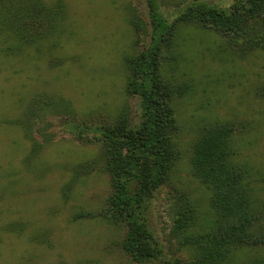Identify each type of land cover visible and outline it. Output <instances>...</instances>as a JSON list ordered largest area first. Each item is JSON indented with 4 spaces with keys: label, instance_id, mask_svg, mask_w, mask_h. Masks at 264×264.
Returning a JSON list of instances; mask_svg holds the SVG:
<instances>
[{
    "label": "rangeland",
    "instance_id": "rangeland-1",
    "mask_svg": "<svg viewBox=\"0 0 264 264\" xmlns=\"http://www.w3.org/2000/svg\"><path fill=\"white\" fill-rule=\"evenodd\" d=\"M198 1L225 10L234 3L159 0L162 16L177 26L174 59L163 74L189 82L191 90L174 100L179 158L145 202V220L162 249L145 263L123 250L124 225L75 215L100 208L111 192L95 129L125 112L132 124L142 119L139 96L126 89L125 58L150 41L144 35L137 44L131 24L133 13L149 23L146 0H44L63 5L53 32L18 54H0V264H170L176 258L192 264L175 221L184 209L195 216L196 230L214 218L211 190L190 167L193 139L211 121L235 123L232 159L251 171L264 210V47L234 49L214 29L180 21ZM39 95L57 107L37 120L35 151L34 141L11 121ZM84 132L85 139L77 136ZM233 254L227 264H245L264 257V245Z\"/></svg>",
    "mask_w": 264,
    "mask_h": 264
},
{
    "label": "trees",
    "instance_id": "trees-1",
    "mask_svg": "<svg viewBox=\"0 0 264 264\" xmlns=\"http://www.w3.org/2000/svg\"><path fill=\"white\" fill-rule=\"evenodd\" d=\"M146 2L149 23L133 13L131 24L137 33V44L142 43L144 35H149L150 41L145 48L125 58L126 89L129 94L139 96L142 119L139 124H132L125 112L115 123L95 129L93 139L102 146L111 192L100 208L75 215L124 225L122 248L139 263L157 259L162 253L143 210L146 199L166 183L179 158L173 140L174 100L191 90L189 82L172 80L163 74V65L174 59L177 26L162 16L159 0ZM62 14L60 3L0 0V54L15 55L24 47L39 45L53 32ZM178 19L214 29L234 49L264 47V0H234L226 10L198 1L191 3ZM55 103L39 95L11 121L34 141L35 151L39 145L33 136L34 126L38 119L53 114L51 108L57 107ZM63 105L70 108L68 103ZM235 126L232 121L208 122L200 127L192 142L191 171L211 190L214 215L207 227L197 230L191 210L184 209L176 217L180 243L190 249L192 264H227L235 250L264 245V210L259 207L251 184L252 173L232 159ZM84 134L77 136L84 138ZM135 183L137 188H133ZM170 264L181 262L176 258ZM245 264H264V257Z\"/></svg>",
    "mask_w": 264,
    "mask_h": 264
}]
</instances>
